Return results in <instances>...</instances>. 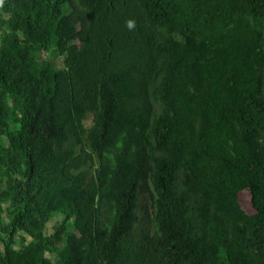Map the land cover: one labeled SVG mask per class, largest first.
I'll list each match as a JSON object with an SVG mask.
<instances>
[{"label": "trees", "instance_id": "1", "mask_svg": "<svg viewBox=\"0 0 264 264\" xmlns=\"http://www.w3.org/2000/svg\"><path fill=\"white\" fill-rule=\"evenodd\" d=\"M0 264H264V0H0Z\"/></svg>", "mask_w": 264, "mask_h": 264}, {"label": "rangeland", "instance_id": "2", "mask_svg": "<svg viewBox=\"0 0 264 264\" xmlns=\"http://www.w3.org/2000/svg\"><path fill=\"white\" fill-rule=\"evenodd\" d=\"M242 198H243V200H247L249 197L247 195H245ZM247 207H249V206H247ZM56 221H57V219H55L53 222L50 223V225H49V231H50L51 226H53L56 223Z\"/></svg>", "mask_w": 264, "mask_h": 264}, {"label": "clouds", "instance_id": "3", "mask_svg": "<svg viewBox=\"0 0 264 264\" xmlns=\"http://www.w3.org/2000/svg\"><path fill=\"white\" fill-rule=\"evenodd\" d=\"M128 27L131 29L132 27H134L133 23L132 22H129L128 23Z\"/></svg>", "mask_w": 264, "mask_h": 264}]
</instances>
